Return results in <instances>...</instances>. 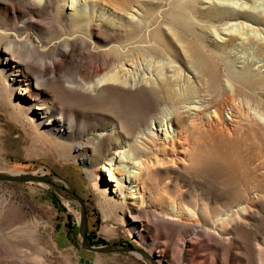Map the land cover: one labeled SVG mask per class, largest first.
<instances>
[{
  "label": "rangeland",
  "instance_id": "rangeland-1",
  "mask_svg": "<svg viewBox=\"0 0 264 264\" xmlns=\"http://www.w3.org/2000/svg\"><path fill=\"white\" fill-rule=\"evenodd\" d=\"M44 1L0 0V45L6 40L13 42L21 59H28L35 67L60 62L61 70L43 75L47 82L33 92L51 101L65 122L56 131L37 119L32 109L38 125L33 127L22 115L26 111L22 108L30 104L20 101V94L10 87L9 93L21 107L5 105L0 96V171L55 174L60 178L58 183L68 184L83 197L87 234L107 243H130L148 252V244L136 238L124 209L139 197H126L124 203L111 199L96 179L109 191L114 182L108 180L101 164L84 163L75 145L83 134L97 127L115 126L120 140L127 133V123H135L131 117L155 115L162 109L151 102L152 87L131 80L141 76L165 79L173 75L180 83L185 80L198 87L196 78H206L202 71L213 64L221 84L228 85V71L235 73L247 66L253 74H236L242 83H234L248 91L245 82L259 78L252 94L264 109V54L253 44L256 39H249L254 31L264 37V25L241 15L258 10L256 14L263 18L264 0H91L79 20H75L73 8H67L70 0H49L45 7L40 5ZM223 9L233 12L218 15ZM229 33L234 35L232 40ZM239 34L245 36L244 43ZM95 68L110 79L95 91L82 90V76ZM231 77L236 81L234 74ZM199 87L207 89L203 83ZM214 107L223 110L221 128L230 142L234 169H230L229 179L216 174L212 154L207 153L188 170L169 167L168 172H159L157 185L144 195L152 201L157 188L167 183L161 198L165 205L181 200L193 219L213 226L211 221L217 223L228 207L224 188L234 185L237 191L231 194L232 205L241 203L244 213L235 214L224 224L221 235L229 237L228 241L212 232L202 238L207 253L204 264H264V120L260 118L258 123L251 119L255 127L250 134L247 120L235 127L230 123V109L223 96ZM180 188L188 189L182 198ZM111 202L116 207H111ZM104 207L111 212V220ZM78 220V204L46 185L0 181V264H147L133 253L104 254L80 248L75 236ZM192 225L153 222L142 235L147 243L173 241ZM151 256L157 264H183L182 259L166 254L160 262L155 253Z\"/></svg>",
  "mask_w": 264,
  "mask_h": 264
},
{
  "label": "bare ground",
  "instance_id": "bare-ground-1",
  "mask_svg": "<svg viewBox=\"0 0 264 264\" xmlns=\"http://www.w3.org/2000/svg\"><path fill=\"white\" fill-rule=\"evenodd\" d=\"M70 1V5L67 8H73L75 20H79L85 14V6L91 0ZM40 5L49 6V0H45ZM230 12L232 13L233 11L223 9L217 11V14L229 15ZM256 13L244 12L241 15L244 18H249L264 25V17L261 18ZM27 20L28 18L23 23ZM246 33L249 34L250 32L247 31ZM239 35L241 42L244 43L246 41L245 36ZM250 36L252 37L249 39H256L253 44L264 54V37L261 38L255 31ZM233 37L234 35L230 34L228 39L232 40ZM1 43L0 96L4 100L3 103L5 105L10 103L15 108L21 107L15 102L13 94L9 93V88L14 86V92L16 91L22 97H20V101L30 104L22 108L26 110L22 113L25 120L36 128H38V125L35 124L37 119L44 120L42 121L44 125L57 131L56 127L65 122V117L59 110L54 108L51 101L42 98L33 91L41 88L47 82L45 81L46 79H43V75L49 74L53 70H61L60 62L51 61L47 65L42 64L41 67H35L28 59H21V55L18 54L13 42L6 40ZM26 45L31 47L29 41L26 42ZM67 50L68 47H65L64 51L66 52ZM248 68L244 66L241 70H236L235 73L231 70L228 71V78L232 80H230L231 83L227 80L228 85L221 84L217 67L213 64L206 68V72L201 70L202 76L205 77L206 75V78L199 80L196 78L198 87L192 86L185 80L180 83L176 80V76L173 75L165 79H160V75L146 79L144 78L145 76L134 77L135 79L131 78L135 84L146 83L152 87L151 102L153 106H162V109L155 115L147 116L139 113L136 117H131L135 123L130 126L129 123L126 126L124 125L127 128V133L123 134L120 140L117 138L119 129L117 130L115 126L111 127V129L97 127L83 134L80 137V141L75 145V149L83 158L84 163L97 166L101 164L103 170L107 173L108 180L114 182V187L109 191L107 185L96 179L99 188L104 193L112 196L111 199H121L124 203L126 197L128 200L139 197L138 200L131 201L130 205L126 204L124 209L133 225V232L136 234V238L141 244H148L146 250L150 255L155 253L159 256V262L161 261V256L166 254L172 259H182L183 264H204L207 259V253L203 247L202 238L207 235V232H212L224 241H228L229 237L221 235L224 230V224L231 222L235 214L244 213L245 208L241 206V203L232 205L231 194L237 191L234 185H228V188H224L228 207H226L223 216L218 218L217 223L211 221L213 226L204 225L201 221L193 219L181 200L178 202L175 200V203L170 202V205H165L161 198L166 190L167 183L157 188V194L152 198V201L145 197L144 194L151 187H154L153 184L157 185L160 180L157 177L159 172H168L169 167L177 171L188 170L191 166H194L195 161L199 162L207 153L212 154V163L216 174L219 176L224 174L225 178L229 179L230 169H234L230 156V142L226 139L227 137L223 134L221 128L223 110L221 111L214 105L223 96L230 109V116L228 117L230 123L235 127L236 124L238 126L241 123L243 124L244 120H247L246 128L250 134L255 127V124H252L250 120L252 119L258 123H261L259 121L260 118L264 120L263 106H261L259 101L255 100L252 94V92L257 90L259 78H249L248 84L245 82L247 88L249 86L248 91L239 88L234 83H242V79L236 74H242L246 77H250L253 74L251 73L253 71L248 70ZM5 74L8 75L7 79ZM233 74L237 77L236 81L231 77ZM107 76L102 69L95 68L93 72L82 76L81 89L90 92L95 91L106 84L107 80L110 79ZM109 76L111 77V75ZM8 79L10 82L7 81ZM67 81L70 82L71 80ZM199 83L205 84L207 89L202 90L199 87ZM32 109L37 119L33 117ZM141 125H143L142 128H140ZM117 127H120L119 123ZM137 129H139V136L134 135ZM242 129H244V126H242ZM187 191L188 189L180 188L179 197L182 198ZM245 197L247 198L248 195H245ZM143 199L147 201L145 205L142 203ZM249 199L252 204V199ZM111 207H116V204L111 202ZM104 210L111 220V212L105 207ZM166 221L192 222L193 225L184 232L180 239L173 241L164 239L154 241L151 239L152 242L147 243L142 235V232L147 229V225L153 222ZM226 233L228 234V232ZM201 250H204L205 253L201 252Z\"/></svg>",
  "mask_w": 264,
  "mask_h": 264
},
{
  "label": "water",
  "instance_id": "water-1",
  "mask_svg": "<svg viewBox=\"0 0 264 264\" xmlns=\"http://www.w3.org/2000/svg\"><path fill=\"white\" fill-rule=\"evenodd\" d=\"M57 180H60V178L55 174L52 175L45 173L29 172L8 173L0 171V181L30 182L46 185L48 188L53 189L54 192L60 195L61 197L76 202L79 206V220L76 242L80 246V248L104 254L114 252L133 253L137 256H140L143 260L147 262V264H157L156 260L150 254H148V252L130 243L122 244L116 242H108L99 245L90 244L87 240V213L83 197H81L68 184L58 183Z\"/></svg>",
  "mask_w": 264,
  "mask_h": 264
},
{
  "label": "trees",
  "instance_id": "trees-1",
  "mask_svg": "<svg viewBox=\"0 0 264 264\" xmlns=\"http://www.w3.org/2000/svg\"><path fill=\"white\" fill-rule=\"evenodd\" d=\"M54 195V194H53ZM56 198V196H54ZM77 234V233H76ZM76 236V235H75ZM87 240L90 244L99 245V244H105L107 242L95 240L93 237H91L89 234H87Z\"/></svg>",
  "mask_w": 264,
  "mask_h": 264
}]
</instances>
